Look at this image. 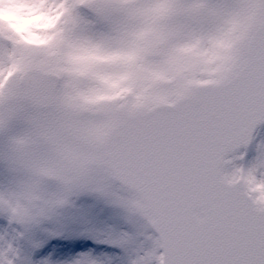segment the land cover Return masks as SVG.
<instances>
[{"label":"snow or ice","instance_id":"snow-or-ice-1","mask_svg":"<svg viewBox=\"0 0 264 264\" xmlns=\"http://www.w3.org/2000/svg\"><path fill=\"white\" fill-rule=\"evenodd\" d=\"M84 6L93 0H0V137L8 145L0 161L12 177L0 184V264H16L10 237L38 225L59 202L15 179L22 171L66 185L122 182L150 230L132 264H264V0H244L248 23L237 43L201 30L202 15L218 4L193 3L181 18L172 0H106L102 30L79 21ZM132 22L143 26L132 32ZM171 31L188 36L182 51L208 69L175 102L145 110L137 95L130 107L82 122L56 110L61 62L78 73L95 61L134 65L137 41ZM126 37L131 42L122 46ZM127 79L111 81L119 91L95 100L132 92L121 88ZM21 84L34 107H50L24 140L14 135L23 109L5 106Z\"/></svg>","mask_w":264,"mask_h":264},{"label":"rangeland","instance_id":"rangeland-1","mask_svg":"<svg viewBox=\"0 0 264 264\" xmlns=\"http://www.w3.org/2000/svg\"><path fill=\"white\" fill-rule=\"evenodd\" d=\"M76 15L85 27L102 30L93 7H81ZM142 26V22H132L130 31H139ZM130 42L126 37L122 46ZM188 42V36L180 31H171L162 38L146 37L136 42L139 59L134 65L95 61L87 71L78 73L61 62L58 68L62 75L61 106L57 111L67 121L82 122L94 119L107 108L131 106L137 95L141 104L174 99L191 81L199 79L201 72L208 70L182 51ZM125 76L128 79L121 81V88L131 87L132 92H123L115 102L95 100L119 91L111 88L110 83ZM19 106L23 115L16 122L14 135L24 140L41 124L40 115L44 111L27 102ZM11 178L6 163L0 161V184ZM15 179L36 183L42 196L59 201L38 225L10 237L18 252L16 264H74L87 259L98 264H132L146 244L150 231L146 220L131 208L132 194L110 177H103L100 187L95 183L66 185L56 176L29 171L19 172Z\"/></svg>","mask_w":264,"mask_h":264},{"label":"clouds","instance_id":"clouds-1","mask_svg":"<svg viewBox=\"0 0 264 264\" xmlns=\"http://www.w3.org/2000/svg\"><path fill=\"white\" fill-rule=\"evenodd\" d=\"M141 2L156 3L158 0H141ZM176 5V16L189 17V9L193 3L218 4L223 7L213 9L211 13H204L205 21L202 31L218 34L225 42L237 43L244 36V28L248 23V17L242 7L244 0H172ZM106 0H94L93 8L97 13V19L102 22L105 19L104 5ZM113 18H123V14L117 10L111 11ZM17 95L8 101L5 106L21 105L28 101V90L25 85H17ZM175 102V101H173ZM7 142L0 139V153L6 152ZM74 184V183H73Z\"/></svg>","mask_w":264,"mask_h":264},{"label":"water","instance_id":"water-1","mask_svg":"<svg viewBox=\"0 0 264 264\" xmlns=\"http://www.w3.org/2000/svg\"><path fill=\"white\" fill-rule=\"evenodd\" d=\"M55 79L57 80L58 85H59V83H60V75L57 74L56 77H55ZM193 87H195V84H192L188 89H191V88H193ZM188 89H187V90H188ZM56 98H57V92H56ZM176 99H177V98H176ZM176 99H175V100H176ZM175 100H174V101H175ZM28 102L32 103V102L29 101V100H28ZM56 103H57V99H56L55 105H56ZM171 103H173V101H160V102H157V103L152 104V105H142V107H143L145 110H150V109L159 108V107H161V106H164V105H166V104H171ZM40 107L48 108L49 106H40ZM122 107H125V106H122ZM125 108H127V107H125ZM112 179H113L116 183H118L119 185H121L124 189L129 190V189H128L125 185H123L122 182H120L119 180H117V179H115V178H112ZM129 191L131 192V190H129Z\"/></svg>","mask_w":264,"mask_h":264}]
</instances>
